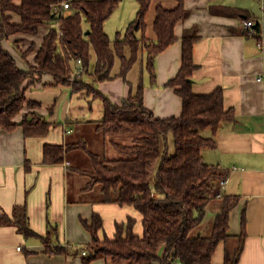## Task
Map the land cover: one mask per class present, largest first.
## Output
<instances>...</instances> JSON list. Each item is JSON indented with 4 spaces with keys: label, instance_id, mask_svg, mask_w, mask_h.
<instances>
[{
    "label": "trees",
    "instance_id": "obj_1",
    "mask_svg": "<svg viewBox=\"0 0 264 264\" xmlns=\"http://www.w3.org/2000/svg\"><path fill=\"white\" fill-rule=\"evenodd\" d=\"M121 1L0 0V129L12 131L20 126L25 138H40L49 133L51 124L32 111L40 109V103L26 97V91L36 84L69 86L73 93L85 90L100 99L103 117L89 122L97 135L92 136L93 141L80 139L74 143L45 144L42 163L61 165L72 152L84 154L88 166L71 165L68 170L86 178L83 190H98L99 203L129 206L137 211L141 215L142 235L135 234L136 221L128 217L115 224L112 238L101 237L103 220L94 213L89 221L81 220L91 236L90 243L51 246L50 229L54 227L47 222L49 230L45 237L34 233L28 224L25 204L14 206L10 216L0 214V226H14L26 239L37 237L44 245V253L79 256L80 264H90L97 259L110 264H212L217 246L229 236V214L238 199L223 195L216 198L214 184L225 180L226 174L219 167L203 162V150L214 149L215 142L201 133L210 130L214 134L222 122L233 123L235 112L225 109L221 88L204 95L192 91L196 28L183 32L180 68L166 84L181 100L179 116L154 117L143 105L141 78L120 104L95 89L94 84L115 78L127 82L128 73L143 52L145 69L154 84L156 57L178 41L175 26L189 16L183 0H175L176 6L171 10L158 5L153 22L155 39L148 40L144 32L150 0H137L134 19L122 34L116 33L111 38L104 30V23ZM65 2L70 7L68 15L62 6ZM210 12L227 18L253 19L244 10L224 5L212 6ZM262 12L264 29V7ZM45 26L49 29L34 53L33 63H28L24 70L19 67L16 56L27 63L34 44L21 51L17 45L22 40L15 39V56L3 43L19 35L36 36ZM91 59L93 71L91 81L87 82L84 77ZM117 60L119 68L114 74ZM44 76L50 78L49 83H43ZM25 108L29 111L16 121ZM52 109L53 106L48 112ZM121 137L126 138V142H119ZM108 152L116 157L108 158ZM213 201H219V209L210 226L204 228L205 233H199ZM244 236L240 235L233 250L225 251L223 264L238 263ZM161 247L163 252L159 256Z\"/></svg>",
    "mask_w": 264,
    "mask_h": 264
},
{
    "label": "crops",
    "instance_id": "obj_2",
    "mask_svg": "<svg viewBox=\"0 0 264 264\" xmlns=\"http://www.w3.org/2000/svg\"><path fill=\"white\" fill-rule=\"evenodd\" d=\"M158 5L171 10L175 8L176 1L150 0L144 32L148 40L155 39L153 22ZM216 5L222 4L216 0H183L189 16L175 26L174 34L178 41L156 57L154 84L145 69L144 58V66L136 72L135 64L127 75V82L115 78L96 83L94 88L113 103L120 104L141 78L144 107L159 119L179 116L181 100L166 84L180 68L183 32L196 28L198 40L193 46L196 68L191 78L192 91L204 95L221 88L225 109L235 112L233 123L222 122L214 134L210 130L202 132L203 137L215 142L214 149L203 150V162L219 167L226 174L222 195L238 199L229 214V236L217 246L212 264H223L225 251L236 247L241 234L245 236L237 264H264V51L258 49L254 37L244 33L247 31L245 18L213 15L210 9ZM136 12L135 8L133 16L129 14L127 19L124 18L126 20L123 19L126 26L122 32ZM48 29L49 26L41 28L33 37H12L7 44L3 43V47L16 56L13 49L15 39L22 40L17 45L21 51L34 44L33 52L26 58L27 63L16 56L19 67L25 70L33 63L34 53ZM49 81L48 76L43 77V83ZM26 97L40 103L41 108L32 111L42 115L51 127L49 133L40 138H25L20 126L12 131L0 129V214L10 216L14 206L25 204L28 224L34 233L45 237L49 230L47 222L54 227L50 229L51 246L74 247L90 243L91 236L81 220L89 221L94 213L103 220L101 237L112 238L115 224L126 221L128 217L135 219L134 232L141 236V215L137 211L129 206L99 203L98 190H83L86 178L68 170L71 165L87 167L89 161L84 154L72 152L61 165L42 163L45 144L60 145L80 139L93 141L92 136L97 135L94 125L89 122L102 119V101L85 90L73 93L69 86L62 85L36 84L26 91ZM28 111L25 108L15 120L20 121ZM98 143L102 147V143ZM213 202L216 204L211 205ZM213 202L207 209L213 214L212 219L219 209V201ZM211 223L202 225L199 233H205L204 228ZM229 240L235 242L231 248L228 247ZM43 249L44 245L37 237L26 239L14 226H0V264H80L79 256L50 255ZM90 264L110 263L97 259Z\"/></svg>",
    "mask_w": 264,
    "mask_h": 264
},
{
    "label": "rangeland",
    "instance_id": "obj_3",
    "mask_svg": "<svg viewBox=\"0 0 264 264\" xmlns=\"http://www.w3.org/2000/svg\"><path fill=\"white\" fill-rule=\"evenodd\" d=\"M216 1H217V3L222 4L224 6H229V7H234V8L244 10L253 17V20H256L257 22L262 21V16H263L262 15V13H263L262 12V8H263V1L262 0H216ZM135 8L138 9L137 0H122L120 2L116 11L113 12V14L109 17V19L107 20V22L105 24L106 32L110 35L111 38L115 37L116 32L123 33L122 32L123 26L124 27L126 26L123 19L126 18L127 16H129V14H131L133 16L134 15L133 10ZM126 19H124V20H126ZM6 44H7V42H6ZM9 46L12 47L11 44H9ZM258 49L261 50L260 47H258ZM17 55H18V53H17ZM18 57H19V55H18ZM144 58H145V53L143 52L140 54L139 60L136 63V66H135L136 72L138 71V69L141 66H144ZM18 61H19V59H18ZM141 61H143V65L141 64ZM93 65H94V61H93V59H91L90 63H89L88 75L85 76V80H87V82H89L91 80V76L89 74H91L93 71ZM118 66H119V63L117 60L115 67L113 69V73L118 71ZM133 73L134 72H132L130 75L131 79L133 78ZM118 139H119V142H122V143L126 142V140H127L124 137H121ZM106 154H108L110 156L108 158L116 157V154H112V152H108ZM85 165H87V163ZM215 204L216 203L213 202L211 205H215ZM208 216H210V217H208ZM211 216H213V214H211L210 211H208V213L206 212V220H205L206 222H204V224H209L210 222H212L213 219L211 218ZM204 224H203V226H204ZM202 233L204 234V231ZM233 242H234L233 240H229V242H228L229 248H231L233 246V244H232ZM234 244H235V242H234ZM78 245L79 244H77L76 246H78ZM79 246H82V245L80 244ZM160 250H161V252H159V256L162 255L163 247H161Z\"/></svg>",
    "mask_w": 264,
    "mask_h": 264
},
{
    "label": "built area",
    "instance_id": "obj_4",
    "mask_svg": "<svg viewBox=\"0 0 264 264\" xmlns=\"http://www.w3.org/2000/svg\"><path fill=\"white\" fill-rule=\"evenodd\" d=\"M64 13L66 14L67 11L70 10V7L68 6V3L65 2L62 4ZM263 7H264V0H263ZM263 9V8H262ZM257 27H260V31L257 30ZM244 28L247 29L250 36L254 38H258L257 46L261 48V50L264 51V29H263V19L261 22H257L256 20L249 19L244 22ZM59 35H61V32L59 31ZM77 64L80 65V61H77ZM68 164V163H67ZM225 180H217L214 184V190L216 191V198L222 197V188L224 186ZM84 254V253H83Z\"/></svg>",
    "mask_w": 264,
    "mask_h": 264
}]
</instances>
